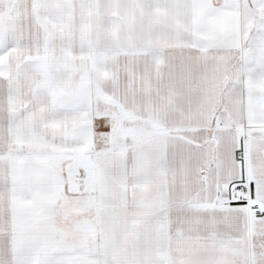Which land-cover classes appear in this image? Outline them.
Masks as SVG:
<instances>
[{
  "label": "snow or ice",
  "instance_id": "obj_1",
  "mask_svg": "<svg viewBox=\"0 0 264 264\" xmlns=\"http://www.w3.org/2000/svg\"><path fill=\"white\" fill-rule=\"evenodd\" d=\"M0 264H264V0H0Z\"/></svg>",
  "mask_w": 264,
  "mask_h": 264
}]
</instances>
